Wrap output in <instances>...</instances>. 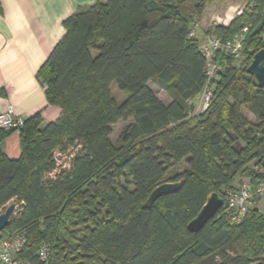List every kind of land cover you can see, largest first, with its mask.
<instances>
[{"label": "trees", "instance_id": "16d2710c", "mask_svg": "<svg viewBox=\"0 0 264 264\" xmlns=\"http://www.w3.org/2000/svg\"><path fill=\"white\" fill-rule=\"evenodd\" d=\"M211 2L98 0L64 21L66 33L39 72L60 116L46 124L41 113L26 118L18 158L1 148L16 130L0 128V214L11 201L17 206L0 237L25 233L22 256L31 264H264L263 214L251 206L232 225L226 211L229 190L264 183V87L247 71L264 48V29L251 35L264 0H248L228 26L209 28L224 43L244 32L246 48L240 66L218 52L213 96L196 113L189 100L208 78L200 40L189 34ZM130 119L114 142V125ZM57 152L68 167L58 165ZM182 164L167 181L183 185L145 208ZM212 192L224 205L200 231L189 230ZM43 244L46 261L38 255Z\"/></svg>", "mask_w": 264, "mask_h": 264}, {"label": "crops", "instance_id": "0c3cea01", "mask_svg": "<svg viewBox=\"0 0 264 264\" xmlns=\"http://www.w3.org/2000/svg\"><path fill=\"white\" fill-rule=\"evenodd\" d=\"M96 1L0 0V112L13 107L25 118L41 113L44 124L60 116L61 108L47 101L39 72L66 33L64 21ZM247 4L248 0H213L198 19L200 33L216 23L228 26ZM1 148L9 157L18 158L19 132L9 135Z\"/></svg>", "mask_w": 264, "mask_h": 264}, {"label": "built area", "instance_id": "2783aa9c", "mask_svg": "<svg viewBox=\"0 0 264 264\" xmlns=\"http://www.w3.org/2000/svg\"><path fill=\"white\" fill-rule=\"evenodd\" d=\"M219 24V23H218ZM245 31L247 28L244 29ZM190 37L199 38L200 51L205 58V73L208 78V83L204 88V105L203 112L207 109L209 101L213 96V89L210 86L211 82L217 79L222 70V65L217 62V54L223 51L225 54L237 55L241 43L236 40L222 42V40L211 33H207L202 38L199 32V26L192 29ZM198 98V97H197ZM193 103V99L189 100ZM26 118L14 112L13 107H9L6 111L0 112V128L6 130H18L25 124ZM264 183L253 187L249 182H244L236 189L227 192V210L229 219L232 225L240 224L245 218L251 206H257L259 211L264 216ZM27 243L25 233H17L11 238L0 237V264H31L30 260L22 256L23 249ZM39 257L46 261L49 256V247L43 244L39 251Z\"/></svg>", "mask_w": 264, "mask_h": 264}, {"label": "water", "instance_id": "95a60500", "mask_svg": "<svg viewBox=\"0 0 264 264\" xmlns=\"http://www.w3.org/2000/svg\"><path fill=\"white\" fill-rule=\"evenodd\" d=\"M264 29V11L261 16V20L256 25V27L252 30L251 35L254 36L259 34ZM248 73L253 77V84L256 87L263 88L264 87V48L258 51L250 66L247 69ZM262 165L264 166V159L262 160ZM184 183V180L173 181V182H163L158 185L154 190L150 193L148 199L144 203L145 208H150L154 202L163 195L170 194L176 192ZM224 205V199L217 193L212 192L206 203L202 206L201 210L198 214L189 222L188 228L193 232L200 231L221 209ZM16 204L12 203L7 206L6 210L0 214V232L5 229L9 223L10 219L16 211ZM252 264H261L252 263Z\"/></svg>", "mask_w": 264, "mask_h": 264}, {"label": "rangeland", "instance_id": "374dc122", "mask_svg": "<svg viewBox=\"0 0 264 264\" xmlns=\"http://www.w3.org/2000/svg\"><path fill=\"white\" fill-rule=\"evenodd\" d=\"M197 25L199 26V23ZM210 27H207L206 28V31L204 32V34L200 33V35H201L202 38L204 37L205 34H207V33L209 34L208 30H209ZM262 38L264 40V35L262 36ZM233 40H236L237 42L241 43V46H240L239 51H238V54L236 56L233 55L234 56V61H235L234 62V65H239L240 66L241 62H243V60H244V58H243V52H244V50L246 48V34L243 32V33H241L239 35H236L235 37H233ZM221 53H224V52H221ZM150 86L154 89V91L156 92V94L158 95V97L161 98L165 103H168L171 100V97L167 94V92L165 90H163L157 83H155L154 81H151L150 82ZM112 91H113V94L116 96V98L118 100H121V99H123L125 97L124 93H122L121 91H119L118 88L115 85L113 86ZM204 95H205V92L203 90L201 94H199L198 96H196L195 98H193V102H194L195 108H196V113H200V111L203 110ZM243 111H244V114L249 118L250 121H252V122L253 121H256V116L254 115L253 112H251L250 110H248L246 108ZM131 121H133V119H130L128 121L121 120V121H119L118 123L115 124V126H114V132L112 134V139H113L114 142H117L120 133L123 131V129L125 128V126L127 124H129ZM56 158H57V163L60 166L66 165V163H68V161H69L68 156H66L63 153L61 154L60 152H57L56 153ZM186 167L187 166L185 164H182L181 166L177 167L176 169L170 170L169 173L165 176V179H164L165 182H171V181H167V180L171 179V177L174 176L177 172L178 173L182 172ZM242 181H243L242 179H240V180L238 179L236 181V185L237 186L240 185L242 183ZM14 202L15 201L9 202L7 204V206H9L10 204H12ZM4 211L5 210H2L1 213L4 212Z\"/></svg>", "mask_w": 264, "mask_h": 264}]
</instances>
